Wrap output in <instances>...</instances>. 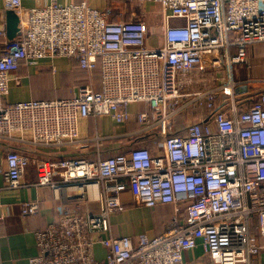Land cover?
<instances>
[{"label": "built area", "instance_id": "built-area-1", "mask_svg": "<svg viewBox=\"0 0 264 264\" xmlns=\"http://www.w3.org/2000/svg\"><path fill=\"white\" fill-rule=\"evenodd\" d=\"M134 1L160 5L162 46L147 45L144 22L113 21L108 9L85 1L24 9L22 0H3L23 33L0 55V140L75 145L80 121L109 117L117 125L133 119L136 130L122 137L150 134L151 143L112 153L104 144L112 136L96 126L81 139L95 158L39 163L38 185L68 202L37 231L28 264H185L198 241L214 264H250L263 248L251 231L253 216L264 237V89L255 97L239 92L253 79L234 78L233 69L248 63V46L264 43V0ZM47 57L74 59L89 81L72 98L8 103L21 63ZM206 76H214L213 87ZM140 104L147 110L131 114L130 105ZM5 162V187L21 188L29 156L9 149ZM132 191L145 208L172 207L163 233L113 234L111 217L126 209L120 196ZM21 213L36 215L38 203L23 202ZM97 245L105 249L102 260Z\"/></svg>", "mask_w": 264, "mask_h": 264}, {"label": "crops", "instance_id": "crops-1", "mask_svg": "<svg viewBox=\"0 0 264 264\" xmlns=\"http://www.w3.org/2000/svg\"><path fill=\"white\" fill-rule=\"evenodd\" d=\"M85 1L90 7L95 9H108L110 19L118 15L128 14L129 20L134 16V11H130L126 6L127 0H57L59 4H79ZM111 2V5H109ZM49 3V0H22L24 9L40 7ZM116 5V6H115ZM115 6V8H114ZM154 28L147 29L146 42L150 47H160L163 45L160 26L153 25ZM5 32V35L2 34ZM19 24V32L11 38L8 33L7 11L3 9V0H0V55L5 50L10 40L18 39L22 35ZM264 56V43H257L248 46V63L237 67L240 73L241 67L249 68V75H240V80L253 79L247 82L248 87L257 83L259 77L251 75L249 61ZM10 80V92L7 97L8 103H17L28 100H54L67 99L76 95L78 88L86 84L89 79L83 73L77 61L65 57L44 58L35 65L21 63L19 69L13 73ZM15 77L18 78L15 79ZM208 77L207 86L213 87L214 76ZM95 89H100V77L94 72L92 75ZM259 78V79H258ZM260 83V82H259ZM252 84V85H251ZM257 86L252 88L256 89ZM246 92V89L244 93ZM252 95H255L253 93ZM130 112L134 115L138 110V105H130ZM95 125L93 119L80 121V138L77 144L67 145L60 148H33L29 144H17L11 141L0 140V264H28L29 259L36 255V233L45 229L57 218V206L63 204L67 206V199L60 194L56 199L52 189L47 185H38L37 165L41 162L57 160L68 157L95 158L94 146L90 143L81 144V139H86L93 135L96 126L102 136L112 139L105 140V148L114 153L122 147L124 139L122 136L127 132L136 130L137 124L133 121L123 125L114 124L109 117H102ZM29 134H26L28 137ZM83 146H87L82 148ZM9 149L17 150L29 156L34 165L28 166L22 179V187L17 190H10L5 187L4 173L7 169L5 153ZM120 199L123 203L130 205L125 211L111 217L113 234L116 236H135L139 233H147L150 236L164 232L172 217V207L170 205H159L149 209L141 206L134 191L122 193ZM25 201H36L38 203V213L36 215L23 216L21 205ZM83 209V207H82ZM145 210L146 213L142 211ZM258 242L263 246L260 252L252 256L250 264H264V237L258 238ZM96 258L102 260L105 249L100 245L95 247ZM185 264H214L204 253L201 241L197 245L184 253Z\"/></svg>", "mask_w": 264, "mask_h": 264}, {"label": "rangeland", "instance_id": "rangeland-1", "mask_svg": "<svg viewBox=\"0 0 264 264\" xmlns=\"http://www.w3.org/2000/svg\"><path fill=\"white\" fill-rule=\"evenodd\" d=\"M109 5H111V2H109ZM125 7H129L128 9L130 11H134L133 12L134 17L132 19H136V20L144 22L147 29H149V27L154 28L153 25L160 26L162 23V10H161L160 5L156 3H150V2L139 3L134 0H127ZM249 65L251 66V75L255 78L259 77L260 80H264V56L259 55L258 57H254V59H251L249 61ZM240 69H241L240 73L237 72V68L233 69L234 78H237L240 75H249L250 73L249 68L245 66V67H241ZM259 84H262V85H259ZM254 86H257V87L256 89L252 90ZM248 89L249 90L247 91V88H246V93L250 95L251 97H252V94L255 93V95H253V97H255L259 91L264 89V81L260 83L257 82L254 85L248 87ZM31 164L34 165V163L30 162L29 166ZM142 212L146 213L145 210H143Z\"/></svg>", "mask_w": 264, "mask_h": 264}, {"label": "trees", "instance_id": "trees-1", "mask_svg": "<svg viewBox=\"0 0 264 264\" xmlns=\"http://www.w3.org/2000/svg\"><path fill=\"white\" fill-rule=\"evenodd\" d=\"M112 20H113V21L129 20V16H128V14H126V15H124V16L118 15V16H116V17H113ZM80 70H81V69H80ZM81 71H82V70H81ZM82 72H83V71H82ZM94 72L96 73L97 76L99 75V77H100V68H99L98 66L96 67V69L94 70ZM259 85H262V84H259ZM147 108H148V107H147L146 105H144V104H140V105H138V110H139V111L147 110ZM149 136H150V134H144V135H142V136L135 137V138H132V139H130V140H128V139H124V141H123V143H122V148H121V149H118V152H119V151L122 152V150H124L123 147H125V145L130 144V143H134V142H148V145H150L151 143H150V141H148ZM125 206H126V207H129L130 205L126 204ZM251 231H252V234H253L254 236H256L257 238H260L259 231H258V222H257L255 216L252 217ZM162 233H163V232H162ZM160 234H161V233H160Z\"/></svg>", "mask_w": 264, "mask_h": 264}, {"label": "water", "instance_id": "water-1", "mask_svg": "<svg viewBox=\"0 0 264 264\" xmlns=\"http://www.w3.org/2000/svg\"><path fill=\"white\" fill-rule=\"evenodd\" d=\"M7 18L9 36L14 38V36L19 32V16L12 11H7ZM238 91L244 92L245 89H240Z\"/></svg>", "mask_w": 264, "mask_h": 264}]
</instances>
